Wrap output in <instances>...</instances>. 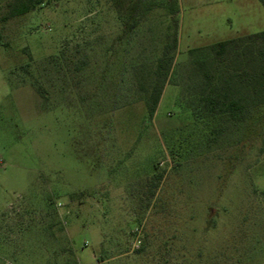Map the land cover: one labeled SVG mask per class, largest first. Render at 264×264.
<instances>
[{"label": "rangeland", "instance_id": "rangeland-1", "mask_svg": "<svg viewBox=\"0 0 264 264\" xmlns=\"http://www.w3.org/2000/svg\"><path fill=\"white\" fill-rule=\"evenodd\" d=\"M11 1L0 264H264V117L213 140L217 121L193 118L175 74L191 49L264 31V5L177 0L174 71L148 120L133 65L172 24L163 10L124 32L109 0H44L2 21Z\"/></svg>", "mask_w": 264, "mask_h": 264}, {"label": "trees", "instance_id": "trees-1", "mask_svg": "<svg viewBox=\"0 0 264 264\" xmlns=\"http://www.w3.org/2000/svg\"><path fill=\"white\" fill-rule=\"evenodd\" d=\"M109 1L125 23L124 32H133L150 22L157 10H163L172 22L159 37V43L151 45L155 55L140 54L133 65L138 85L136 94L144 101L148 120H152L174 71L179 45L177 0ZM259 1L264 5V0ZM43 2L13 0L7 3L1 20L26 15ZM149 29V32L153 30ZM188 55L189 60L175 70L177 78L182 80L181 99L186 101L194 119L217 121L213 140L229 139L250 120L264 117V31L191 49Z\"/></svg>", "mask_w": 264, "mask_h": 264}, {"label": "built area", "instance_id": "built-area-1", "mask_svg": "<svg viewBox=\"0 0 264 264\" xmlns=\"http://www.w3.org/2000/svg\"><path fill=\"white\" fill-rule=\"evenodd\" d=\"M97 264H101V263L97 261Z\"/></svg>", "mask_w": 264, "mask_h": 264}]
</instances>
